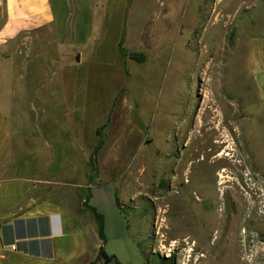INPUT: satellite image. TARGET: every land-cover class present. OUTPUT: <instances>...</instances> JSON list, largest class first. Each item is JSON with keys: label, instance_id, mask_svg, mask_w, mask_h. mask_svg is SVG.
<instances>
[{"label": "rangeland", "instance_id": "rangeland-1", "mask_svg": "<svg viewBox=\"0 0 264 264\" xmlns=\"http://www.w3.org/2000/svg\"><path fill=\"white\" fill-rule=\"evenodd\" d=\"M122 12L125 55L88 65L81 140L62 70L82 61L80 45L60 42L54 24L0 44L8 175L46 181L37 194L73 216L89 210L93 187L110 185L145 264H264V103L247 66L248 39L264 35V0H124ZM4 18L0 0V27ZM210 126L230 138V186L251 206L238 210L219 191L220 166L203 159L197 135Z\"/></svg>", "mask_w": 264, "mask_h": 264}, {"label": "crops", "instance_id": "crops-1", "mask_svg": "<svg viewBox=\"0 0 264 264\" xmlns=\"http://www.w3.org/2000/svg\"><path fill=\"white\" fill-rule=\"evenodd\" d=\"M4 4L0 44L21 33L54 24L60 42L71 47L80 45L82 61L64 65L62 70L69 129L81 140L88 65L112 63L118 55L124 0H4ZM95 19L101 21L98 28H94ZM247 66L257 87V97L264 103V35L248 39ZM3 124L0 125V264H145L110 185L93 187L88 199L89 206L104 216L105 238L101 240L89 210L73 216L52 193L37 194L47 186L46 181L8 175L10 167L4 161L10 150L11 126L9 120ZM107 245L112 260L105 263L98 258V249Z\"/></svg>", "mask_w": 264, "mask_h": 264}, {"label": "bare ground", "instance_id": "bare-ground-1", "mask_svg": "<svg viewBox=\"0 0 264 264\" xmlns=\"http://www.w3.org/2000/svg\"><path fill=\"white\" fill-rule=\"evenodd\" d=\"M205 103V102H204ZM215 113V112H214ZM214 115V114H213ZM216 115V114H215ZM214 115V116H215ZM214 119V118H213ZM208 125H212L211 120H208L207 122V126ZM220 132V135L222 136V140L218 141H212V138L214 137V134ZM198 137L201 136L204 141L202 144V155H203V159H207L208 158V164L211 167H216V166H220L219 170H215V177H216V184L217 187L219 189V191H226V192H230L233 196V201L236 204V208H238V210H240L241 208L245 207V205L251 206V204L249 202H247V200L240 196L238 192H235V190L230 186V178H229V167L231 166V159H233L235 156L231 155L230 153L227 152V149L230 147L231 145V140L228 137V135H226L225 132H222L220 130V127H208L206 129H203V133H201V131L199 130L197 133ZM223 144L227 145V148H225L224 150L220 151L219 153L212 155L213 151L218 148L219 146H222ZM205 146H208V148H204ZM230 151V149L228 150ZM239 157V156H238ZM244 160L242 157H239V159L235 160V166H241L243 165ZM264 195V194H263ZM232 201V202H233ZM263 203V202H262ZM248 208V207H247ZM263 208V207H262ZM257 209V208H256ZM236 213V212H235ZM234 213V214H235ZM241 214V213H239ZM238 214V215H239ZM250 214V213H249ZM235 217V216H234ZM236 218V217H235ZM237 219V218H236ZM240 219V218H239ZM238 219V221H239ZM231 220V219H230ZM235 220V219H234ZM237 221V220H236ZM231 222V221H230ZM234 222V221H233ZM238 224V222H236ZM234 224V223H231ZM235 224V225H237ZM240 224V223H239ZM231 227V225H230ZM229 227V228H230ZM232 228V227H231ZM236 229V228H235ZM231 230V229H229ZM227 230V231H229ZM237 230V229H236ZM226 231V232H227ZM237 233V232H236ZM242 233V232H241ZM239 234V233H238ZM226 236V235H225ZM228 236V235H227ZM236 237V236H235ZM219 238V237H218ZM244 238V237H243ZM223 239V238H222ZM227 239V238H226ZM225 239V240H226ZM189 240V239H188ZM232 241V240H231ZM236 241V239H235ZM216 242V241H215ZM220 242V241H219ZM222 242V241H221ZM227 242V241H226ZM245 242V240H244ZM189 243V242H188ZM196 243V242H195ZM213 243V242H212ZM234 244V243H233ZM222 245V244H221ZM231 245V244H230ZM214 246V244H213ZM224 246V245H222ZM245 247V245H244ZM237 248V247H236ZM228 249V248H227ZM239 249V248H238ZM191 250V249H190ZM210 250V249H209ZM230 250V248L228 249ZM236 251V250H235ZM244 251V250H243ZM212 252V251H211ZM239 252V251H238ZM245 252V251H244ZM234 253V252H233ZM236 253V252H235ZM210 254V253H208ZM232 254V253H231ZM230 255V254H229ZM204 256V255H203ZM239 257V256H238ZM247 257V256H246ZM231 258V257H230ZM233 258V257H232ZM235 261V260H234ZM252 261V260H251ZM203 263V262H202ZM245 263V262H244ZM249 263V262H248ZM201 264V262H200ZM241 264V263H240Z\"/></svg>", "mask_w": 264, "mask_h": 264}, {"label": "trees", "instance_id": "trees-1", "mask_svg": "<svg viewBox=\"0 0 264 264\" xmlns=\"http://www.w3.org/2000/svg\"><path fill=\"white\" fill-rule=\"evenodd\" d=\"M122 40H123V33L121 34L119 42H118V53L123 57L125 55V51L121 47ZM131 58H136V56H131ZM96 133H97L98 137L101 136L102 126L97 128ZM101 144H102V139L99 138L97 145L95 146V148L93 149V151L90 155L89 161L93 166L96 163V155H97L99 148L101 147ZM88 208H89V210H90V212H91V214L95 220L98 236L101 240H104V238H105V235H104V216H103V214L99 213L93 206H88ZM172 263H173V258H169V259H166L161 264H172Z\"/></svg>", "mask_w": 264, "mask_h": 264}, {"label": "water", "instance_id": "water-1", "mask_svg": "<svg viewBox=\"0 0 264 264\" xmlns=\"http://www.w3.org/2000/svg\"><path fill=\"white\" fill-rule=\"evenodd\" d=\"M98 258L103 259L105 263H108L112 260V257H110L104 250L103 247L100 246L98 249Z\"/></svg>", "mask_w": 264, "mask_h": 264}, {"label": "built area", "instance_id": "built-area-1", "mask_svg": "<svg viewBox=\"0 0 264 264\" xmlns=\"http://www.w3.org/2000/svg\"><path fill=\"white\" fill-rule=\"evenodd\" d=\"M11 249H15V245H11Z\"/></svg>", "mask_w": 264, "mask_h": 264}]
</instances>
